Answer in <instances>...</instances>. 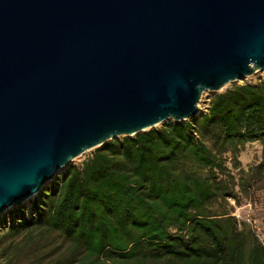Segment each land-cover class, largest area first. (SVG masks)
<instances>
[{"label": "water", "instance_id": "95a60500", "mask_svg": "<svg viewBox=\"0 0 264 264\" xmlns=\"http://www.w3.org/2000/svg\"><path fill=\"white\" fill-rule=\"evenodd\" d=\"M257 71L264 0H0V217Z\"/></svg>", "mask_w": 264, "mask_h": 264}, {"label": "trees", "instance_id": "16d2710c", "mask_svg": "<svg viewBox=\"0 0 264 264\" xmlns=\"http://www.w3.org/2000/svg\"><path fill=\"white\" fill-rule=\"evenodd\" d=\"M253 142L264 154V80L232 84L202 116L98 147L43 188L28 216L25 206L3 214L0 241L59 233L82 254L72 264H264V245L210 209L235 196L223 153Z\"/></svg>", "mask_w": 264, "mask_h": 264}, {"label": "rangeland", "instance_id": "374dc122", "mask_svg": "<svg viewBox=\"0 0 264 264\" xmlns=\"http://www.w3.org/2000/svg\"><path fill=\"white\" fill-rule=\"evenodd\" d=\"M260 80H264V72L257 71L236 84L257 83ZM231 85L232 83L226 85L219 93ZM216 94L205 91L201 95L198 102L200 116L207 112L209 101ZM205 140L214 151H217V147L208 138ZM94 150L72 160L67 167H82ZM234 150L235 152L227 150L222 157L226 158L224 164L232 176L231 183L234 186L235 196L215 202L210 207L211 213L234 217L248 244L255 237L260 244L264 245V154L262 146L258 142H253L239 145ZM233 157L237 159L236 168L229 162ZM67 167L60 169L57 175L64 173ZM51 183L48 182L44 188L49 187ZM35 197L24 205L27 216L31 201ZM0 252H2L1 259L9 260L11 264H72L79 261L82 255L75 253L62 235L47 231H34L27 235L23 231L17 235L8 233L0 241Z\"/></svg>", "mask_w": 264, "mask_h": 264}]
</instances>
